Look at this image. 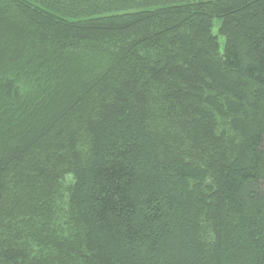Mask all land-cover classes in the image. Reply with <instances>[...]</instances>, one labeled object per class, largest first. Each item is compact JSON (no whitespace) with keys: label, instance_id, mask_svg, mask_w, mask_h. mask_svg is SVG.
Instances as JSON below:
<instances>
[{"label":"trees","instance_id":"obj_1","mask_svg":"<svg viewBox=\"0 0 264 264\" xmlns=\"http://www.w3.org/2000/svg\"><path fill=\"white\" fill-rule=\"evenodd\" d=\"M0 264H264V0H0Z\"/></svg>","mask_w":264,"mask_h":264},{"label":"rangeland","instance_id":"obj_2","mask_svg":"<svg viewBox=\"0 0 264 264\" xmlns=\"http://www.w3.org/2000/svg\"><path fill=\"white\" fill-rule=\"evenodd\" d=\"M217 28H218V25L216 24V25L214 26V31H215V32L217 31ZM221 41L224 42L223 38H221Z\"/></svg>","mask_w":264,"mask_h":264}]
</instances>
